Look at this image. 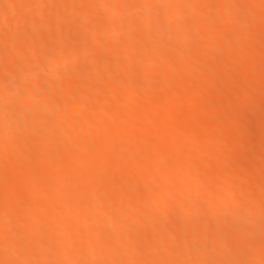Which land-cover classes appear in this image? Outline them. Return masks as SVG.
Masks as SVG:
<instances>
[{
    "label": "bare ground",
    "instance_id": "6f19581e",
    "mask_svg": "<svg viewBox=\"0 0 264 264\" xmlns=\"http://www.w3.org/2000/svg\"><path fill=\"white\" fill-rule=\"evenodd\" d=\"M53 1L54 0H52V2ZM204 1L205 0H144L142 2L141 0H55L52 4L51 0H0V204H3L0 206V231H3L1 233L2 237L0 234V264H21L19 260H24V263L25 261H27L26 264H45V261L50 257L55 259V261L57 260L55 264H78V262H80L79 264H134L136 262L138 263V261L140 260L141 262H144V260H146H142L144 256H147L149 258L146 260L147 263L143 264H156L155 261H158V263L163 262V264H165L168 261L171 262V259L175 260V262L177 261L176 264H197L200 262L193 263L192 261L194 260L192 259L191 261L189 259L193 256L189 257L188 255L189 250L191 252L189 244L193 241L197 243H194L193 245L191 243L192 246H196L195 248L191 247L195 250L192 252H194L196 256L194 254L193 255L195 257L201 256V259L203 258V263L201 261L202 264H205L206 262L209 263V258L207 256L210 253V258L213 257L212 264H223L221 263V259L224 256L230 259V261L227 259V262H231L230 264H264V220L257 216L260 211L259 208L264 207V153H262V155L260 152L256 154V151L262 150L261 148H257V150L254 151L256 155H251L253 159L255 157H257L258 160L260 159V161H258L257 158H255V160L258 161L257 163L255 161L253 162L252 159L247 161L249 156H247L246 154L247 151L243 149L244 147H247V145H250L249 143L252 137L248 138L246 136H248L249 133L250 135H252L251 132L254 133L253 137L256 138L255 143L251 141V145L255 144L256 147L262 146V148H264V117L262 122L260 123L259 121L261 120V118L258 120L259 117L256 115L257 112L255 113V110L254 112H251L255 113L253 115L250 113V111L248 112L250 113L248 115L246 113L245 115L244 112H241L243 110L245 111L246 109L248 111V109L251 108V105L247 99L251 100L248 97L251 92L255 91L254 89H257L255 87L264 86V75L263 77L261 76L262 78L259 77L262 73L261 72L259 76H257L260 79L256 78L253 79V81L252 77L250 78V80L253 81L252 83L251 81H249L248 84L247 82L246 84L243 83L247 85L248 88L249 84L251 83L248 91L239 90L241 93H248L251 91L250 93L246 94L247 97H245L246 95H244V93L240 94V96L238 95V93V96L236 95V97L235 95H233L235 99H231L230 96L222 97H225V99L227 97V100H232L230 101V104L233 107L231 109H234L235 112L233 110L230 111V108L228 107L230 106V104L227 100L226 102L229 105L225 106V109L228 107L227 110H229L230 112L233 111L231 117H228L226 111L222 113L220 111L221 115H224V113L226 114V116L224 115L223 118H231L229 121V125L233 126L237 123L240 126V129L245 124V122L247 123V121H249L248 123H250L254 118L258 121L257 123L260 124L257 125L256 123V127H249L250 125L246 127L244 125L243 131L241 130L243 134H241V131L237 130L238 128H235L239 133L237 132L238 135L236 134L234 136L235 140L233 142L232 148L234 149L233 152L237 150V153L233 157H236L238 161V158L246 156V158L248 157L247 159L245 158L246 161H251V165H249L248 163V169L245 167L247 166L246 163L244 165L242 161H239V163L242 164L243 170H248V174L244 173L245 175H248V179L243 174L242 175L245 177V180H251L250 184L242 185L241 183L243 181L246 183L244 179L243 181L242 179H240L241 182H239L238 179L239 177L243 178L242 176L238 175L240 174V172H242L240 171L242 170V168L239 170L240 172L237 171V169L240 167L234 168L236 169L235 171L233 170L234 165H231L233 162L230 164L227 159H224L223 155H226L224 153L227 152L226 147L225 149L223 148L220 151V148H218L220 147V145L218 146L217 144V147H215L218 148V150L214 151L212 149V147L214 148V146L211 145V141L220 138V134L223 137L222 132H225V129L227 128L225 126L228 125L226 123L228 121V118L226 122H223L224 119L222 121L220 119V122H222L223 124H227H224L225 126L221 124L223 127H225L224 130L223 128H221V126H219L220 122L218 123L219 125L217 124V126H215L216 124L214 122V127L212 124L210 126L207 125L209 122L212 123L211 121H213L208 118V122L205 120L204 122H202V125L198 120L200 119V121H203L201 120V118H198L196 116L198 118V121L192 119L195 113H197L200 108H202L201 111H205L204 114L207 113L206 110H204L205 108L203 106L201 107V104L203 103L202 100H204V98L206 100L209 99L206 98V96H211L212 98L214 94L210 95L211 91H216L218 92L217 94L221 93L220 91L216 90H219V88L217 87L219 84L223 86V83L230 81L231 77L232 81V79L235 78L234 75L236 74V71L238 72L237 76L241 75L237 66H239L240 64L241 67L243 65V60L247 62V65L246 67L242 66L241 68L244 67V71L253 76L258 75L261 70H264V58L249 56V54L244 51V49L247 50L248 48L253 51V53L262 52L264 54V30H262V28L260 30L261 23L259 24V20L255 21L257 18L256 15L259 16L264 14V0H250L251 2L247 0V2H249V6L247 7L246 5L243 6V4L246 3L244 1L246 0H216V2H218L217 4H219L220 2L223 4V2L226 1L228 4L230 2L236 3V1H238V3L240 4L241 2L240 6L242 7V9H245V14L241 13L242 11H244L241 9V7H238L240 8L238 9L235 8V6L233 7L235 9H233L232 7L229 8L230 5H227L226 3L224 5L225 7H222L221 5L216 6L217 4L215 5L214 2L215 0H208V2L206 0V3ZM209 1L210 5H213L214 7H212V11L207 10V12L205 11V14H203L204 11L203 13L201 11L203 15L200 13L196 16L193 15L192 18H189V13L185 10L188 5L195 6L199 4L206 6L207 3L209 5ZM160 2H163L165 4L168 3V7L167 5H165L167 7V10H165L166 7L162 8L165 12H162V6L159 5ZM27 3L28 6L31 5V11L30 9H27L29 8L28 6H26L27 8L24 6ZM156 4L157 6H159L156 7ZM185 4H187L186 7H184ZM127 6H129V8ZM181 7L184 8L185 14L188 13L186 14V16L188 15V18L184 13V17H182V12L177 13L179 9L181 11ZM157 8L160 9L161 12L158 11ZM247 8H249V13L248 11H246ZM104 9L110 10L109 12L107 10L106 13ZM236 9L242 10L240 12L241 14ZM97 10L104 15L103 16L102 14H100V16L103 18L99 16L96 17V19L99 18L98 20L95 19V15L97 14V12L94 13ZM76 12H78V15H76ZM249 15L255 16L251 18V16ZM13 16L14 19L12 18ZM91 16L94 17L92 18ZM219 18H222V20H220ZM217 19L220 21H218L219 27H215V22H217ZM151 22L155 23H152V28H155L153 30L147 31V28L149 27ZM156 22L158 24H156ZM239 22L240 25H238ZM151 26L149 28H151ZM186 26H189V31L187 32V34L183 32L185 31L183 29H185ZM179 27H183V29H179ZM190 27L195 30L194 33L197 34V36L195 34L193 35H195L194 38L197 37L196 39H199L200 36H202V38H212L210 40H218L220 39L219 35L222 36L223 33V39L226 40V42L224 41L226 45H223V49H221L222 47L218 46L217 48L216 46L214 47L213 43L211 47H201V50H198L197 48L198 51L196 49V51L192 50L194 52L191 57L190 52L192 53V51L189 52V49L192 48V46L190 45L192 43L190 42L194 38H191L192 35L188 34L192 29ZM194 27H198V29H195ZM176 28L177 30H175V32H178L180 30L178 33H176L179 36V40L177 41L172 40V37L176 35L175 32L173 34L172 29ZM218 28L223 29V31H220V29L218 31ZM229 30H234V33H239L242 37L244 36V38H246V40L243 39L244 43L242 42L241 44V41L238 40L239 37L236 38L232 31L231 34H227L228 32H230ZM121 32H124L125 34V37H123L124 42L120 38L116 40V44H121L120 41H122L123 45L119 46V44H117L116 46L114 45V40L116 38L122 37L123 33L120 34ZM118 33L120 35L119 37L117 35ZM242 37H240L239 39H242ZM190 38L192 40H190ZM140 41H143V43H140ZM145 41L149 43L147 46H149L148 48L151 49L149 50L146 47V50L152 53L156 52L159 55H157L156 53L149 55V52L147 51L146 54L148 55L146 57L145 54V58H141L140 56V59H138L137 57L135 58L138 59L137 61L133 59L134 57L129 58L128 56L130 55V52H136L137 49L141 50L142 48L140 47L143 46ZM237 41L240 43L238 44ZM240 44L243 52L235 53V50L239 48ZM42 45H47L48 47L45 46L43 47L44 49L40 48V46L42 47ZM135 49L136 51H134ZM186 50L187 52H189V54H187L191 57L189 58V60H186V58L184 57L185 55H181V57H184L183 59L181 57H176L179 56L176 54V52L179 51L178 54H180V51L183 52ZM91 52L99 53L102 58H96V56L98 55H95V58H89V56H91ZM174 54H176V56ZM173 55L176 58L175 60L173 59L174 57L172 58L173 63L170 62L172 65H169V68L167 67V69L163 71L160 76H158L159 78L153 77L160 66L166 63V59L171 58V56ZM188 55L187 57H189ZM127 57L130 61L131 59L132 61L135 60V63L129 61L130 63H133V65H135L132 69L131 67L128 68L131 69L128 70L129 72L131 71L130 74L127 71V67L126 70L125 68H123V66H128V63L126 64L125 62ZM64 62L69 64V69H66V67L64 69ZM187 62H189L193 67H191V65L187 67ZM130 63L129 66H132V64ZM210 65H212L215 70L212 69V66ZM196 66L203 68L205 66H210L209 69L214 70V72H211L212 70H210V72L206 73L209 70L207 68L208 70L204 72L206 74L205 75L203 73L204 70L201 71V68L200 71L203 74L198 70V72L202 74L201 75L195 72L197 71ZM61 68L64 70H61ZM191 68H194L196 70L194 71ZM258 70L260 71L258 73L256 72L255 75L254 72ZM241 73L242 75L247 74H243L244 72ZM126 77H129L128 80ZM124 78H126L127 82L124 81ZM193 78H195V82L193 81ZM170 81H172V85ZM121 84L124 85L125 89H128L129 94L125 93L127 91L126 90L122 92L124 94L120 93L121 95H119L120 91L118 90H120L119 87ZM237 84L235 88L239 86H237ZM168 85L170 87H173L172 90L174 88L176 90V92L173 93V91L175 90L170 91L171 88L169 87V91L173 94L168 96V93L166 92V96V94L164 93L165 97H163V99L167 100L169 104H172V102L170 101H178V99H181L184 96V93H187V91L190 92V88L196 89V93L193 91L194 89L191 90L193 91L192 93H195V95L190 96L187 93V96L189 97H184V102L182 99L181 101L179 100V102H181V105H185V109H183L182 107V109L178 108L180 109L179 111L176 109L178 113L183 110L181 115L184 118L194 120L192 123L189 122L192 124L190 125V129L193 130V132L198 130L202 131V128H206V126L209 127V130L211 126L214 127L211 132L204 129L206 130L207 134L209 132L210 133L208 134L209 138L207 137L208 140L202 142L203 139H198L199 143L201 141L202 146H200L199 144H194V139H192V136L191 140L193 142H188L186 144L185 142L187 140L184 139V136V146L187 145V149L189 148L188 146L193 143L191 145L192 147L190 146L191 149H189V152H182L181 150H184L185 147H183L184 149H181L182 147L179 145L180 142L178 143L176 139L173 138L175 134L174 131L176 130L175 126L177 125H175L176 123H173L174 121L172 122V115L175 116L176 114L174 115V111L170 109V106L168 108L167 105L165 106V102L163 104L160 103L167 107V109L165 108V112H162V114L160 115L155 107L153 108L148 104L149 102H153L150 98L152 94L155 93V88L157 89L156 86L168 87ZM124 87L122 89H124ZM241 88L238 87L237 89ZM235 91L237 92L238 90ZM135 92L142 93L145 98L147 97L150 100L149 101L147 99V101H149L148 103H146L147 105L144 102L143 104L145 105H143L142 102L139 103L141 104V106L143 105V108L139 109L137 112L135 110V107L134 109L133 106H130L135 105V103L138 101L135 97V95H137ZM223 94L224 93H221V96ZM233 94L236 93L234 92ZM139 95L140 94H138L137 96ZM155 97H157V95H155ZM159 97H162V95H158V98ZM66 98H69L68 102L65 101ZM139 98L145 101L144 98ZM214 98L217 99V97ZM152 99L154 100L156 98ZM206 100L204 101L205 103ZM39 101H42V103H40ZM262 101L263 103L260 101V104L258 103L259 101H256L255 103H258L259 106H264V99ZM210 102L211 101L207 103ZM222 102H224V100H222ZM212 103H210L211 106L215 105V102ZM221 103H219V105H221ZM252 103L251 104L253 106V109H256V111L262 108L260 107L258 109L256 108V106L258 105L254 104L253 101ZM139 104L138 106H140ZM150 104L154 105V103ZM128 106H130L131 109H134L136 113L130 114L129 111V113L125 111L126 109L123 110L125 107L128 108ZM215 107H217V105ZM171 108L174 109V107ZM153 109L157 111H154ZM161 109L162 108L159 109L160 112L162 111ZM123 111L126 112L125 114L127 115L123 116ZM203 112L200 113L203 115ZM209 112L211 111H208V113ZM217 112L214 114L211 113V115L217 116L218 114H220H217ZM262 112H264V110ZM51 114L52 117L54 116L53 118L50 117ZM257 114L261 115L262 113ZM74 116L79 117V122L81 121V124H79L78 122L77 126L74 125V128H70L73 129L71 132H65L63 135H61L63 133L61 132L59 136H56L57 133L54 135L46 133L48 129L47 127L45 128V126L51 123V119V124H53L51 126H54L65 123L68 118ZM203 116L205 117V115ZM216 116H214V120H217L218 122L220 115H218L217 118ZM121 117L126 118H122L120 120L122 125H119L118 123H116L117 120L115 121V119H120ZM151 120H154L152 124ZM161 120H166L167 124L169 123V128L173 130L171 131L170 138L165 134V136L169 138L167 139L165 149H160L161 145L157 147V145H155L156 142L151 143V147L149 146L151 149L148 151V153H146L147 155H144V152V157L143 155H141V153L139 154L141 150L137 148L139 146L137 144L136 148L139 150L137 152V156L134 157L132 153V156L134 158L131 157L132 151L130 150H132V147L134 146L136 141L138 143V139L140 137L144 136L145 138L149 139V141L157 139L161 140L164 137V133L163 137H160V135H155L156 133L153 134L154 130L152 126L156 121L159 122ZM240 121L245 122L243 124ZM139 122H141V127H143V123L147 125L146 128L143 127L141 129L142 131L140 130L141 132L135 131L133 127L138 126L137 123ZM183 122L184 120L181 123ZM186 122L187 123L185 124V126H188V120ZM113 123H116L117 126L119 125V127H121L117 129L114 128L115 131L113 132L111 129L112 133H110V129L108 128H111V124ZM135 123L136 125H134ZM161 124L165 125L166 123L161 122ZM179 124L177 127L180 126ZM217 128H221L223 131L219 132ZM45 129H47L46 132ZM183 130L181 132H184ZM178 131H180V128ZM227 131L231 133V130ZM173 132L174 134H172ZM188 132L189 130H187V133ZM159 133H161V131ZM199 133L202 135L203 132H198L196 134L198 135ZM179 135L180 134H178L177 136ZM190 135H192V132ZM231 135L233 136L232 133ZM225 136H228L227 133ZM188 137L190 136L188 135ZM202 137L204 139L206 138L204 134L202 135ZM230 138L233 140L231 136ZM245 139L246 141L249 140V143L245 142V144L247 143V145L244 146ZM25 140L29 141H27L28 144L26 146L21 144ZM96 140H101L99 143V147L106 153V155H104V158H101L96 154V152H98V150L96 149L98 147L95 145ZM177 140L180 141L181 139ZM82 141L84 145L73 147L74 145ZM218 141L219 139H217V142ZM113 142H118L117 145H119L117 147H114L112 145L116 146V144H113ZM143 142H147V140ZM223 142H226V140L221 142L222 145L225 144ZM241 143L243 144L241 145ZM160 144L162 143L160 142ZM177 144L179 146H177ZM212 144L215 143L212 142ZM227 144L230 145V142H226V145ZM146 145H148V143ZM163 145L165 144L163 143ZM181 145H183V143H181ZM239 145L242 146V149H240ZM255 146H251V150L248 149L250 148V146L246 148L249 151L248 155L250 151L253 152V149L256 148ZM146 147L144 149L147 151ZM176 148L181 149L179 150L181 151V154L178 152L176 156H171V154L173 155L177 153H174ZM228 148L232 149L231 147ZM211 150L214 151V153L216 151L222 152L221 154H218V152V155L216 154L218 156L216 157L219 158L218 161L216 160V157H214L217 164L218 162L220 164V166L216 165V167H219L220 171L224 169L225 175L226 173H228V171H226L224 167V164H226L225 162H227L226 166L232 168H227L229 169V171H231V173H228L230 174L228 179L225 177L227 186L225 185L226 183L222 182V185L224 184L222 188H220L219 186L221 185V181H223L221 177H224L220 174L221 172L223 174L224 170L220 172L218 169V171L220 172L218 173L220 180L216 181L214 185L216 186L218 184L217 187H219L220 189L218 190V188H215L217 189V192H220V190L222 192L223 187H227V191L225 190L221 194L218 192L219 196L215 195L217 198L212 196L207 198L210 202V208L208 212L211 215H209L208 212L207 214L210 216V219H216H214V221H211L210 219L209 221L203 219L202 221V219H199L202 216L198 215L200 213L198 212V208L200 206L199 202L202 194L205 195V191L203 193V190L201 189H204L206 184H209L211 180L213 181L214 178H218V176H214L212 177L213 179H211V177H209L210 175H207L206 169H202L203 166L198 167L196 163H200V160L202 159V161L205 160L203 163L208 164V167L211 163H214L213 159L212 162L210 161V158L214 156L211 155L213 154L211 153ZM47 151L49 152L50 156L48 159H46V157H43V153ZM200 151L202 153L204 152V155H206V153H209L212 157L204 158L205 156L202 155L197 156L199 153H201ZM167 152L170 153V155H168ZM183 153L186 156L188 155V157H185ZM193 154H197V160L193 158ZM230 154L232 155L233 153ZM230 154L227 153V157ZM259 154L260 156H258ZM189 157L195 160L192 161L190 158L189 162L192 161L191 164L186 161V159H188ZM198 157H202V159L200 158V160H198ZM149 158L150 160H152L151 158H156L158 167L157 163L154 160L153 161L156 165L154 163L152 165H155L158 170L163 169L165 164L169 166V162H174V164L180 166L175 167L179 171H183V168L181 166H183L184 168H186L189 164L190 166H188L184 170V172L181 171V173H179L180 175L175 174V172L172 173V171L169 170L170 173H172L171 175H167L165 173L167 176H163L165 175L163 174L161 177V175L158 176L156 175V172H154L153 174H155V177H153L152 174L142 173L144 168L140 170V167L143 165L139 166L138 169V172L139 170L142 172L137 173V168L135 169V166H137L136 164H139L141 162L143 164V162H147V159L149 160ZM208 159L209 162L206 161ZM231 159L230 160L234 161V163L237 162L236 160H234V158L231 157ZM223 160H226L224 164L221 163V161ZM85 162H90V165L86 163L88 165V168H85ZM104 163H109L110 166H105L106 168L103 166L101 167V165H103ZM51 164L55 165L53 166L54 168L51 166ZM214 164L209 169H211ZM221 164H223V168L221 167ZM194 166L195 169L197 167L201 168V173L204 174L206 172L205 176H207V178L205 179L207 180L209 178V183H206L205 179H201L200 181V178L203 176L198 177L199 175H196L201 183H203L202 181H204L205 185H200L197 177H195V179L193 178L195 176ZM169 167L171 168V165ZM117 169H119V171H117ZM120 169L123 171L121 173V176H119V172H121ZM148 170L149 169L146 170L145 168L146 172ZM197 170V173L199 174L200 171L199 169H196V171ZM203 170L205 171L203 172ZM162 171L163 170H161V172ZM159 172L160 171H158V173ZM215 172L214 174L217 175V171ZM74 173L77 174H75L74 176ZM72 174L74 177H77L75 178V180H71L70 177L72 176ZM143 177H148V185L145 184V180L147 178ZM141 178H143L144 180V185L142 186H148L146 190H144V188H138L140 184L138 185L137 183H140L139 180ZM191 179L196 180V182L194 181L195 183L191 184ZM185 181L190 183V185L192 186L186 184ZM72 182L74 185H77V187H79L78 183L81 184L82 187L75 190L77 187L73 189L74 186L72 188ZM153 182H156L157 186L154 185ZM213 182H215V180ZM247 183H249V181ZM211 185H213V183ZM178 186L181 187V192L179 193H182L183 197L186 196V199H192V201L187 200V203V201L183 198V201L185 200L186 202V208L183 204L182 206L184 208H182L183 210L186 209V212H183L180 206V209H177L179 205L178 203H172L173 207L176 206L174 207V209L176 208V210H179V213L177 214L179 217L180 213H182L180 219L174 218L176 223L179 221L178 226L176 225L175 227L173 225L172 227H170L172 224H175L172 223L170 224V226L168 225V227L165 226L166 228L171 229L167 230L165 227L163 228V225H159L161 227V230L159 229L160 227H158L156 228V231L153 232L155 233L154 235L152 233L150 234V238L149 235L148 238L147 236L145 238L146 243L149 241V246L147 245V247L145 248H143L144 246H142L143 249H140V245L138 246V240L136 236H138L137 234L139 233L141 227L137 225L135 227L134 223L138 221L142 224L143 222L142 225L144 229L146 227H148L149 229V226H152L150 228H155L156 226L154 225H157L159 224V222L163 221L159 219V214L163 211L165 212L168 207L171 206V204H169L168 202L169 200H171V198L167 200V193H169V191H172L173 188L179 190L180 187ZM86 187L88 189H91L87 190ZM212 189L214 190V187ZM215 190L211 192L210 195H213L212 193L216 194ZM257 190V194L251 195L253 194L251 193L252 191L256 192ZM231 192L239 193L236 195L237 197L233 199L232 197H229V193ZM70 193H72V198H69L67 202L64 199H60L62 198V196L68 199V196H65ZM64 194L66 195L64 196ZM117 195H119V197ZM144 195L148 198H151V201H153L151 202L149 199L150 203H152L151 205L147 201L148 203L143 202V205L145 203L147 204L145 206L142 205V210L140 209V211L135 212L137 209L139 210V208H135V211H132V213H135H133V215L132 213H130L132 216H130L132 219L129 217L130 221H127L126 219L125 221L124 217L122 216L118 218L124 212L125 213L123 216L127 218V215H129L127 214L128 207L135 205L134 203H131L135 202V200L131 201L130 197L136 196L133 199H137L136 202H140L141 200H143L140 198H143ZM210 195L208 194V196ZM205 196L207 197V195ZM59 199L60 201H65V205H62L63 207L59 204L62 208L60 206L57 207L58 204L56 203L59 201ZM179 200L181 201V203H183L181 198ZM238 202L241 203V208H246L247 213L250 210L249 212L252 214H248L246 216L244 215L246 212L244 214L238 213ZM243 203L250 204L253 210H251L250 205L247 204L249 206L247 208V206L245 205V207ZM141 204L142 202L140 204L138 203V206H141ZM148 205L150 206L146 208V206ZM56 207L60 209H57ZM173 207H171L170 209H173ZM233 207L237 209L236 211L238 214L235 212L237 216L235 214L234 216L229 215V212ZM131 208H133L132 210H134V207ZM234 208L232 210L235 211ZM55 209L57 211L59 210V218L61 217L62 219L68 216L69 218L74 217V220L71 219L72 221H69V219H67V221L64 222L62 220L61 224L57 223V225L59 226L53 225L56 227H54V231H49V228H46V225L48 227V225L52 223H47L49 221H47V218L51 217L49 213L52 214L53 210L57 213ZM111 209L119 210L120 215L115 218V220H118L114 221L113 219H110L108 222H105V220L102 219L104 222L103 224L99 222V219H94V215H97V213H102L105 211L109 212V210ZM257 209L259 211H256ZM129 210L131 211V209ZM169 211L170 210L168 209L167 212ZM253 211H256L257 213L253 214ZM197 212V215L199 217L196 216ZM52 215L58 216L57 214ZM177 215H175V217ZM193 215L198 217L196 219H198L199 222L194 218ZM212 215H216V217H213ZM252 215H256L257 219H262L258 221L259 223H263H260L262 225L261 228H259L260 226H258L259 223L257 222V219H255L256 217L254 218V216ZM25 216L27 218H25ZM28 216L32 217L30 221L28 219ZM92 216L93 218H91ZM248 216H252L254 219L251 217L250 220L248 219ZM25 220H28L29 222H26ZM95 220H98L99 223H97V221ZM174 220L171 222H174ZM248 221L252 223H250V226H248ZM193 222L196 223V229L197 224L199 223V231L196 230L197 232H195L194 230L190 229L191 226L194 225L192 224ZM207 222L213 223V228H209L211 231L208 229L211 224L209 225ZM245 222H248V227H245ZM189 225L190 228L188 227ZM243 225L244 228H247L245 229L246 231L244 230ZM51 226L52 225H50V227ZM138 227L140 229L137 231ZM218 227L223 229L219 230L221 234L220 236L219 234H217ZM162 228L165 230H163ZM188 229L190 230V232L188 231ZM106 230L114 232L117 239L125 241L127 243V245H125L126 247L124 246V248L122 246V248L115 245V247L120 248L115 250V247L113 246L114 250H111L112 245L114 244L113 240L109 241V238H107L108 241L103 242V239L105 238H103L102 235ZM215 231H217V233H215ZM187 232L190 233V235H188ZM184 233H187V238L184 237ZM179 234L180 238L182 234L184 235H182L184 239H181L182 242L184 240V243H179L180 245H178L177 243ZM259 234L263 236L262 239H258L257 235ZM215 235L218 236L216 237ZM260 235L259 237H261ZM174 236L178 238H175ZM212 237L214 242L211 241ZM215 237L216 239H214ZM215 240L217 241V243ZM260 240L261 244L259 245ZM77 241L81 242L82 245L80 244V247H82L80 249L77 248L78 250L76 249V251L75 249H73L72 251L73 245ZM209 241H211V245L209 244L210 248L212 249L211 246L215 248L213 249V251L215 250L214 252H211V249H209V246H207L208 243H210ZM214 243H216L217 246L216 244L214 245ZM39 245H42L44 248L42 247L43 249H41ZM226 246L230 247V252L234 253L233 255L231 253L232 257L230 256V252H228L229 248L226 249ZM225 251L229 254L228 256L227 254L223 253ZM221 252L223 257H220ZM175 255L180 257V259L171 258V256ZM36 259L37 261H35ZM88 259L90 261L92 259V261L89 262ZM150 259L153 260V262ZM148 260L151 263H148ZM211 260L212 259H210V261ZM223 261H225V259H223ZM175 262L172 261V263ZM209 264H211V262Z\"/></svg>",
    "mask_w": 264,
    "mask_h": 264
},
{
    "label": "rangeland",
    "instance_id": "374dc122",
    "mask_svg": "<svg viewBox=\"0 0 264 264\" xmlns=\"http://www.w3.org/2000/svg\"><path fill=\"white\" fill-rule=\"evenodd\" d=\"M54 1H55V0H54ZM54 1H53V2H54ZM141 1L143 2L144 0H141ZM205 1H206V0H205ZM205 1H204V2H205ZM217 1H219V0H217ZM220 1H222V0H220ZM224 1H225V0H224ZM249 1H250V0H249ZM251 1H253V0H251ZM251 1H250V2H251ZM51 2H52V0H51ZM53 2H52V4H53ZM164 2H166V1H164ZM207 2H208V0H207ZM214 2H215V5L218 3V2H216V0H215ZM244 2H246V3L243 4V6H245V5H246V7L249 6V2H247V0L244 1ZM205 3H206V2H205ZM205 3H204V5H205ZM225 3H226L227 5H230L229 8H231V7L233 8V7H235V6H236L235 8L241 7V6H240V5H241V2H240V4H239L238 1H236L237 5H236L235 2H230V3L228 4L227 1H226V2H223V4L220 2V3L217 4L216 6H220V5H221V6L223 7V6L225 5ZM247 3H248V4H247ZM212 4H213V1H212ZM159 5L162 6V7H161L162 12H165V11H163L164 9H162V8H163V7L165 8V7H166L165 5H167V7H168V3L165 4V3H163V2H160ZM159 5H158V6H159ZM207 5H208V3H207ZM207 5H206V6L199 5V4H198V5H195V6H189V5H188V7H187L185 10L189 13V18H192L193 15L196 16L197 14H200L201 11H202V13H203V11H204L203 14H205V13L207 12V10H211V11L213 10V9H212L213 5H210V1H209V5H208V7H207ZM227 5H226V6H227ZM24 6H25V7L28 6V3L25 4ZM30 6H31V5H30ZM30 6H28L29 8H27V7H26V8H27V9H30ZM158 6H157V4H156V7H158ZM186 6H187V4L184 5V7H186ZM209 6H210V7H209ZM127 7L129 8V6H127ZM167 7H166L165 10H167ZM205 7H206L207 9H206ZM224 7H225V6H224ZM227 7H228V6H227ZM128 8H127V9H128ZM181 8H182V7H181ZM213 8H214V7H213ZM235 8H233V9H235ZM243 8H244V7H243ZM157 9H158V8H157ZM157 9H156V10H157ZM238 9H240V8H238ZM238 9H236V10L239 11V13H240L242 10H244V11H242L241 13L245 14V9H242V7H241L242 10H238ZM104 10H105L106 13H107V10H108V12H109L110 9H107V10L104 9ZM104 10H103V11H104ZM182 10H183V11H182ZM28 11H29V10H28ZM30 11H31V9H30ZM158 11H160V9H158ZM205 11H206V12H205ZM211 11H209V12H211ZM246 11H248V13H249V8H247ZM96 12H97V14L95 15V19H96V17H98V16L101 17L100 14H102L100 11H99V12H100V13H99L98 10L95 11L94 13H96ZM160 12H161V11H160ZM181 12H182V14L184 13V8H182L181 11H180V9H179L177 13H181ZM188 13H186V14H188ZM192 13H193V14H192ZM202 13H201V14H202ZM241 13H240V14H241ZM184 14H185V13H184ZM184 14H183V16H182V15H181V16L184 17ZM186 14H185V16H186ZM203 14H202V15H203ZM246 14H247V13H246ZM76 15H78V12H76ZM93 15H94V14H93ZM102 15H103V14H102ZM103 16H104V15H103ZM187 16H188V15H187ZM187 16H186V17H187ZM249 16H251V15H249ZM253 16H255V15H252L251 18H253ZM91 17L93 18L94 16H91ZM256 17H257V18H256ZM256 17H254V18H256V20H255V19H254V20H255V21H258V20H259V24H260V23L262 24V25L260 24L261 27L259 26V27H260V30H261V28H262V30H264V29H263V28H264V14H263V15H259V16L256 15ZM12 18L14 19V16H13ZM101 18H103V17H101ZM101 18H100V19H101ZM187 18H188V17H187ZM15 19H16V18H15ZM98 19H99V18H98ZM98 19H96V20H98ZM219 19H220V18H219ZM220 20H222V18H221ZM252 20H253V19H252ZM218 21H219V20L217 19V22H215V23H216V24H215V27H216V26L219 27V23H218ZM154 22H155V21H154ZM157 22H158V21H157ZM157 22H156V24H158ZM219 22H220V21H219ZM152 23H153V22H151L150 25L148 24L149 27L152 25L151 28L153 27V24H155V23H153V24H152ZM148 25H147V26H148ZM238 25H240V22L238 23ZM155 26H156V25H155ZM194 26H195V25H194ZM149 27L147 28V31H148V30H149V31H150V30H153V29L155 28V27H154V28L151 29V28H149ZM186 27H187V31H186ZM186 27H185V29H183V27H182V28L179 27V29L181 28V29L185 30L186 32H185V31H183V32L187 34V32L189 31V29H188L189 26H186ZM190 28H192V27H190ZM194 28H195V27H194ZM195 29H198V27H196ZM214 29H215V28H214ZM216 29H217V28H216ZM219 29H220V28H218V31H219ZM172 30H173L172 32H173V34H174V32H175V30H177V28H176V29H172ZM179 31H180V30H179ZM179 31H178V32H179ZM197 31H198V30H197ZM197 31H196V32H197ZM214 31H215V30H214ZM218 31H217V32H218ZM220 31H223V29H220ZM229 31H230V32L226 31V32H228L227 34H229V33L231 34V33L233 32V34H234V36H235L236 38H238V37H239V38L242 37L239 33H236V32H235L236 35H238V36H236L235 33H234V30H229ZM231 31H232V32H231ZM178 32H175V34L178 33ZM194 32H195V30L192 28V29L190 30V32L188 33L189 35H192V36H193V37L191 36V38H194L195 35L197 36V34H195ZM122 33H123V34H122ZM191 33H192V34H191ZM218 33H219V32H218ZM120 34H122V37H119L120 35H119V33H118L117 35H118L119 38H116V39L114 40V41H115V42H114V45H116V46H117V44H119V46H120V45H123V44H122V43L124 42L123 37H125V36H124L125 34H124V32H121ZM193 34H195V35H193ZM219 34H220V33H219ZM219 34H218V35H219ZM175 36H178V35L176 34ZM175 36H174V37H175ZM174 37H172V40H176V41L179 40V39H178L179 36H178V37H175V38H174ZM198 37H199V36H198ZM221 37H222V38H221ZM120 38L123 40V42L120 41L121 44H120V43H117V44H116V40H117V39H120ZM191 38H190V40H192ZM196 38H197V37H196ZM196 38H194V39L190 42V43H192V44H190V45L192 46V48L189 49V52L192 51V50L196 51L197 48H198V50H199V49L201 50V49H202L201 47L204 48L205 46H206V47H211V46H212V43H213L214 47H215V46H216V48H217V46H218V47H222L221 49H223V45H226V44H225L226 40L223 39V33H222V36L219 35V38H220L221 40H220V39H218V40H217V39H216V40H214V39H213V40H210V39H212V38L207 39V38H202V36H200L199 39H196ZM239 38H238V40L241 41V44H242V42L244 43V40H246V38H244V36L242 37V39H239ZM124 39H125V38H124ZM243 39H244V40H243ZM236 40H237V39H236ZM224 41H225V42H224ZM237 42H238V41H237ZM140 43H143V41H140ZM156 43H157V42H156ZM239 43H240V42H238V44H239ZM148 44H149V43H147V42L145 41L142 47L139 46L140 48H142L141 50L137 49V51H136V49H135L134 51H136V52H133V51L130 52V55H129L128 57H129V58H130V57H131V58L134 57L133 59H135V58L138 57V59H140V56H141V58H145L144 55H145V54L147 53V51H148V50H146V47H147V49L151 50L150 48H148V47H149V46H147ZM203 44H204V46H203ZM206 44H207V45H206ZM208 44H209V45H208ZM241 44L239 45V48H238L237 50H235V53H236V52H237V53H238V52H243V49H242V47H241ZM144 45H145V46H144ZM45 46H47V45H44V46L42 45V47L40 46V48H43V47H45ZM47 47H48V46H47ZM224 47H225V46H224ZM240 47H241V48H240ZM43 49H44V48H43ZM45 49H46V48H45ZM195 49H196V50H195ZM218 49H219V48H218ZM240 49H241V50H240ZM198 50H197V51H198ZM238 50H240V51H238ZM194 51H192V53L190 52V56H191V57H192V54H193ZM244 51H245L247 54H249V56H252V57H253V56H257V57H260V58H264V54H263L262 52H260V53H259V52H257V53L255 52V53H253V51H251V50L248 49V48H247V50L244 49ZM115 52H116V50H115ZM148 52H149V53H148L149 55H151V54H153V53H156V52H153V53H152V52H150V51H148ZM189 52H187V50H186V51H183V52L180 51V54H178V53H179V51H178V52H176V54L179 55V56H176V54H174V55H175L177 58L181 57V55H185L184 57L186 58V60H189V58H191V57L188 55ZM187 53H188V54H187ZM148 54H146V57H147ZM156 54H157V53H156ZM156 54H154V55H156ZM253 54H254V55H253ZM90 55H91V56H89V58H91V57H92V58H93V57L95 58V55H98V56H99V57L96 56V58H102V56H100L99 53H97V52H91ZM92 55H93V56H92ZM101 55H102V54H101ZM157 55H159V54H157ZM174 55L171 56V58L166 59V61H165L166 63L163 64L162 66H160V68L155 72V75H154L153 77H158V76H160V75L163 73V71H165V70L167 69V67H168L169 65H172L171 63H173V59L175 60V58H176ZM187 55H188L189 57H187ZM128 57L126 58V61H125V62H126V64L128 63V66H129V63L132 61V59H131V61H130ZM173 57H174V58H173ZM184 57L182 56L181 58L183 59ZM86 58H87V57H86ZM172 58H173V59H172ZM87 59H88V58H87ZM127 59H128V61H127ZM138 59H135V60L137 61ZM135 60L132 61V62L135 63ZM129 61H130V62H129ZM168 61H169V62H168ZM243 61H244V60H243ZM243 61H242L243 65H242V63H241V65L246 67L247 62H246V61L243 62ZM170 62H171V63H170ZM133 63H130V64H132V66H129V67H128V66L126 65V66H123V68H125V70H126V67H127V71H128V70H131V69L135 66V65H133ZM239 63H240V62H239ZM239 63H238V64H239ZM167 64H168V65H167ZM188 64H189V65H188ZM238 64H237V65H238ZM244 64H245V65H244ZM61 65H62V64H61ZM68 65H69L68 63H65V62H64V63H63L64 69H65V67H66V69H69V66H68ZM124 65H125V64H124ZM190 65H191V64H190L189 62H187V67H189ZM63 66H62V67H63ZM210 66H212V65H210ZM210 66H209V67H210ZM242 66H241V67H242ZM120 67H121V66H120ZM120 67H119V68H120ZM130 67H131V69H128V68H130ZM191 67H193V66L191 65ZM196 67H197V66H196ZM205 67H206V68H205ZM205 67H204V68H203V67H197V71H195L196 69H194L195 66H194L193 69H192V68H191V69L194 70L195 72L201 74V73H202L201 71L204 70V71H203V73H204V72H206V71L209 69V67H207V66H205ZM241 67H240V64H239V66H237V68L239 69V72H240L241 75L237 76V75H238V72L236 71V74L234 75L235 78H233L232 81H231V78H232V77H231V78H230V81H227V82L223 83V86H222L221 84H219V85L217 86V87L219 88V90L215 88L217 91H220L221 93H224L222 96H221V93L217 94L218 92H216V91H211L210 95H211V94H212V95L214 94V95L212 96V98H211V96H206V98H209V99L206 100V99L204 98V100H202L203 103L201 104V107L203 106V107L205 108V109H204V108H203V109L206 110L207 113L204 114L205 111H204V112H203V110L201 111L202 108H200V109L198 110L199 112L197 111V113H198L199 115H198L197 113H195V115H194V117H193L192 119H195L196 121L199 120V122L201 123V125H202V122H204L205 120L208 122V119H210V120H213V121H211L212 123L209 122L207 125L210 126V125L212 124V125L214 126V122H215V124H216L215 126H217V124L220 122V119H221V121L224 119L223 122H224V121L226 122V121H227V118H228L229 116H230V117L232 116L234 109H231V108H233V107H232V105L230 104V101H232L231 99L234 98L233 95H235V97H236V95H237L238 93H239V94H238L239 96H240V94H242V93H244V95L250 93V92H251L250 90H249L250 92H248V93H246V92H242V93H241L239 90H242V91L246 90V91H248V89H249L250 86H251L250 84L254 81L253 79H256V78L260 79L259 77H261V76L263 77V75H264V72H263L264 70H261V71H260V70L255 71V72H254L255 75H256V72H257V73H258L259 71H260V72L258 73V75L253 76V75L249 74L248 72L244 71V69H243L244 67H243V68H241ZM168 68H169V67H168ZM201 68H202V70H201ZM207 68H208V69H207ZM64 69L61 68V70H64ZM212 69L215 70V68H214L213 66H212ZM212 69H209L206 73L210 72V70H212ZM121 70H124V69H121ZM198 70H199V71L201 70V71H200L201 73L198 72ZM214 70H212L211 72H214ZM128 72H129V71H128ZM130 72H131V71H130ZM130 72H129V74H130ZM241 72H244L243 74H246V73H247V74H246L247 76H246V75H242ZM261 72H262V73H261ZM203 73H202V74H203ZM260 73H261V74H260ZM202 74H201V75H202ZM204 74H205V73H204ZM259 74H260V76H259ZM205 75H206V74H205ZM234 76H233V77H234ZM249 76H251V77H249ZM257 76H259V77H257ZM252 77H253V78H252ZM262 77H261V78H262ZM126 78H127V77H126ZM126 78H124V79H125L124 81L127 82V80H128L129 77L127 78V80H126ZM158 78H159V77H158ZM250 78H252L253 81L250 80ZM156 79H157V78H156ZM193 79H194L193 81L195 82V81H196L195 78H193ZM172 80H173V79H172ZM102 81H105V80H102ZM102 81H101V83H102ZM249 81H251V83L249 84V88H248V86L245 85V84H246V82H247V84H248ZM173 82H174V81H173ZM101 83H100V84H101ZM123 83H124V82H123ZM170 83H171V85H172V81H170ZM237 83H238V84H237ZM239 83H241V84H239ZM243 83H245V84H243ZM100 84H99V85H100ZM236 84H237V86L239 85L238 87H240V88L242 87L243 89H242V88H241V89H237L238 87L235 88ZM121 85H123V84H121ZM121 85H120V87H119L120 90H118V91H120V92H119V95L124 94V93H122V92H123V91H126V90H127V91H126L125 93L129 94L128 89H125L124 85H123V86H121ZM243 85H245V86H243ZM159 86H160V85H159ZM159 86H156L157 89L155 88V91H154L155 93L152 94V96H151V98H150L153 102H149V101H150L149 98H147V97L145 98V96H144L142 93H136V92H135L137 95L140 94L139 96L135 95V97H136L137 100H138V101H137L138 104L141 103V102H142V104H143V102H144L145 104L149 102L148 104H149L150 106H152L153 108L155 107V109L158 110V112L160 113V115L162 114V112H165V108L167 109V107H165L166 105L168 106V108H169V106H170V109L174 111V115L176 114L175 116H177V117H175V116L172 115V119H173V120H172V119H171V120H172V122L174 121L173 123H174V124L176 123L175 125H177V126H178V124L180 123L179 125H180L181 127H180V126H179V127L175 126V129H176V130L174 131L175 134H174V132H173L172 134H174V136H173V135H171V136H173V138L176 139V141H177L178 143L180 142L179 145L182 147L181 149H184L183 147H185V149H184V150H181V149H179L180 147H179V148H176V150L174 151V153H175V152H177V153H175V154H173V155L171 154V156H176V154H178V152L180 153L181 151H182V152H189V151H190L189 149H191V147H192L191 145H192L193 143H194V144H199L200 146H202V145H201V141H200V143H199L198 139H203L202 142L208 140V138H209V137H208V136H209L208 134L212 131V129H213L215 126H214V127L211 126L212 128L210 127V130H209V127H208V126H206V128H205L204 126H202V127H204V128H202V131L198 130V131H194V132H193V130L190 129V125H192L191 123H192L194 120L184 118V117L181 115L183 110H181L179 113L177 112V110L179 111V110L182 109V108L185 109V105H184V104L181 105V104H180L181 102H179V100L181 101V99H182L183 102H184V97H187V98L189 97V96H187V93H188V95H190V96L195 95V93H196V92H195L196 89H194V88H190V90H189L190 92L187 91V93H184V94H183L184 96H183L181 99H178V101H170V102H172V104H171V103L169 104V102H168L167 100H164L163 97H165V94H166V96H167V93H168V96H169V95H172L174 92H176L175 88L173 89V90H175V91H173V90H172V88H173L172 86H171V87H170L169 85H168V87H162V86L159 87ZM123 87H124V89H122ZM169 87L171 88V90H170ZM244 87H245V88H244ZM258 87H259V88H258ZM255 88H257V89H254L255 91L251 92V94L249 95L248 98H250V99L254 102V104H257V105H258V103L260 104V101L263 103L262 100L264 99V86H257V87H255ZM193 89H194V90H193ZM169 90H170V91H173V93L170 92ZM191 90H193L195 93H192L193 91H191ZM235 90H238V91L236 92ZM166 92H167V93H166ZM213 92H214V93H213ZM234 92H235L236 94H233ZM120 93H121V94H120ZM161 93H163V94H161ZM164 93H165V94H164ZM215 93H216V94H215ZM141 94H142V96H141ZM153 95H154V96H153ZM155 95H157V97H155ZM158 95H160V96L162 95V97H159V98H161L163 101H162L161 99L158 98ZM185 95H186V96H185ZM208 95H209V94H208ZM215 95H216V96H215ZM238 95H237V96H238ZM220 96H221V100H220ZM223 96H230L231 99L228 98L229 100H227V97H226V99H225V97L222 98ZM139 97L144 98L145 101H144L143 99L139 98ZM214 97H217V99L214 98ZM245 97H247V95H246ZM152 98H156V99H154L155 102H154V100H153ZM258 98H259V100H258ZM147 99H148L149 101H147ZM158 99H159V101H158ZM234 99H235V98H234ZM260 99H262V100H260ZM205 100H206V103L204 102ZM218 100H220L221 102H222V100H224V102L221 103V102L218 101ZM226 100H227L228 103L230 104V106H228V107L230 108V111L233 110L232 112H230L229 110H227L228 107L225 109V106H226V105H229V104L226 102ZM247 100H248V102L250 103L251 108L248 109V111H247V109H246L245 111L243 110V111H241V112H244V114L246 113L247 115L250 114L251 112H254V110H255V113H256V112L259 113V114L262 113L261 115H258V114L256 113V115L259 117L258 120L261 118V120L259 121V122L261 123L262 120H263V117H264V114H263L264 112H262V111L264 110V106H263V105H261V106L258 105L259 107L256 106V108H258V109H259L260 107H262V108H260L259 110L256 111V109H253V106H252L253 103H252V101L249 100V99H247ZM65 101L68 102V101H69V98H66ZM209 101H211L210 103L215 102V103H214L215 105H212V106H211L210 103H207V102H209ZM216 101H218L219 103H221V105H219V103L216 102ZM250 101H251V102H250ZM256 101H257V102L259 101V102H258V103H255ZM39 102L42 103V101H39ZM137 102L135 103V105H130L131 107L133 106V108H134V107L136 108V109L134 108V109L136 110V112H137L139 109L143 108V107H142L143 105H145V104H143V105L141 106V104H139L140 106H138ZM164 102H165V103H164ZM166 102H167V103H166ZM150 103H154L155 106H154L153 104L151 105ZM160 103H162V104L164 103L165 106L162 105V104H160ZM178 103H179V105H181V106H179ZM217 103H218V104H217ZM226 103H227V104H226ZM251 103H252V104H251ZM209 104H210V105H209ZM212 104H213V103H212ZM222 104H223L224 108H223ZM136 105H137V107H136ZM146 105H147V104H146ZM207 105H209V106L211 107V109H210V107L207 106ZM216 105H217V107H215ZM130 106H128V108L125 107L123 110L126 109V110H125L126 112L129 111L130 114H131V113L135 114V113H136L135 110H134V109H131ZM157 106H158V107H157ZM163 106H164V108H163ZM171 107H174V109H172ZM175 107H176V108H175ZM181 107H182V108H181ZM208 107H209V108H208ZM212 107H215V108H212ZM219 107H220V108H219ZM221 107H222V108H221ZM254 107H255V105H254ZM137 108H138V109H137ZM160 108H162V109H161V110H162L161 112H160V110H159ZM178 108H180V109H178ZM217 108H219L220 110L217 109ZM128 109H130V110H128ZM155 109H153V110H154V111H157V110H155ZM176 109H177V110H176ZM207 109H208V111H211V112L208 113ZM216 109H217V110H216ZM222 109H223L224 111H223ZM251 109H252V111H251ZM262 109H263V110H262ZM131 110H132V111L134 110V111L132 112ZM163 110H164V111H163ZM241 110H242V109H241ZM212 111H213V112H212ZM215 111H216V112L219 111V112H217V114L220 113V111H221V113L226 111V114H228V117H227V118H226V117L223 118V116H224V115L226 116V114L224 113V115H221V113H220V114H218V115H220V116H219L220 118H219V121L217 122V120H214V119H215L214 116H216V115H214V116L211 115V113H212V114L216 113ZM249 111H250V113H248ZM126 112L123 111V116H124V115H127V114H125ZM129 112H128V113H129ZM158 112H157V113H158ZM200 112H201V113L203 112V115H205V117H204ZM227 112H228V113H227ZM234 112H235V111H234ZM241 112H240V113H241ZM255 113H251V114L253 115V114H255ZM230 114H231V115H230ZM246 114H245V115H246ZM218 115L216 116V118L218 117ZM242 115H243V114H242ZM256 115H255V116H256ZM262 115H263V116H262ZM128 116H129V115H128ZM196 116H197L198 118H201V120H203V121H200V119H198ZM207 116H208V117H207ZM209 116H212V117H209ZM255 116H254V117H255ZM50 117L53 118L54 116L52 117V114H51ZM213 117H214V118H213ZM221 117H222V118H221ZM51 118H50V119H51ZM122 118H123V117H121L120 119H119V118H118V119H115V121L117 120L116 123H118L119 125H120V124L122 125V123H121V121H120ZM125 118H126V117H124L123 119H125ZM176 118H177V119H176ZM178 118H179V119H178ZM182 118H183V119H182ZM207 118H208V119H207ZM197 119H198V120H197ZM230 119H231V118H228V121L226 122L228 125H227L226 123H224V124L227 125V126H225L222 122H220V125L218 124L219 126H221V128H223V130H224L225 127H227V128L225 129V132H224L221 128H220L221 130L218 129L219 127L217 128V129L219 130V132L223 131V132H222V135H223V137H224V140H226V142L229 141V142H230V145H229V144L226 145V142H223V143H225L224 145H226V146L222 145L221 142L224 141V140H223V137L221 136V134H220V138H217V139H219L220 142H219V141L217 142V139H214L213 141H211V145L214 146V148L212 147V149H213L214 151H215V150H218V148H220V151H221L223 148L225 149V147H226L227 152L224 151V152H225L224 154H226V155H223V154H222V155L224 156V159H227V161L230 162V164H231L232 162L234 163V161H231V160H232L231 157L234 158V160L237 161L236 157H233V156H235V154L237 153V150H236L235 152H233L234 149L232 148V147H233V142H234V140H235L234 136H235V135L237 134V132H238L237 130H239V131L242 130V131H243V128H244L243 126H244V125H245L246 127L249 126V125H250L249 127H254L258 121L255 120V118H254L250 123H248L249 121H247L248 124H247L245 121H240V122H242L243 124H244V122H245V124H244V125L242 126V128L240 129V126H239L237 123H236L237 125H236V124L233 125V126H232V125H229V121H230ZM79 120H80L79 117H75V116H74V117H70V118H68V119L66 120L65 123L51 126V125H53V124H51V123H52V119H51V123H49L50 125L47 124V125L45 126V128L47 127V129H48L47 132H46L47 129H45V132L48 133V134H52V135H54V134L57 133L56 136H59L61 132H63L61 135H63L65 132H66V133H69V132H71V131L73 130V129H70V128H72L74 125L77 126V125H78L77 123L79 122ZM183 120H184V122L181 123ZM187 120H188V124H189V125H188V126H187V125L185 126V124L187 123V122H186ZM191 120H192V121H191ZM210 120H209V121H210ZM115 121H113V122H115ZM153 121H154V120H151V124L153 123ZM165 121H166V120H163V121L161 120V121H159V122L156 121V122L154 123L155 126H154V125L152 126V128H153V130H154V133H153V134L156 133L155 135H160V137H163V133H164V137H163L161 140H160V139H157V140H151V141H149V139L145 138L144 136H143V137H140V138L138 139V143H137V141H136L135 144H134V146L132 147V150H130V151H132V152H131V157H133V156L136 157V156H137V152H138L139 150H141V151L139 152V154L141 153V155H143L144 152H145L144 155H147L146 153H148V151L151 149V148H150L151 145H152L151 143H155V142H156L155 145H157V147H159V146L161 145V146H160V149H165V147H166V143H167V139L170 138L171 131H173L171 128H169V127H170V126H168L169 123L167 124V121H166V122H165ZM176 121H179V122H176ZM122 122H123V120H122ZM161 122H162V123L164 122V123H166L167 125H166V124H165V125H164V124H161ZM189 122H191V123H189ZM116 123L111 124V125H112V126L110 125L111 128H108V129H110V130H109L110 133H112L113 131H115V129L121 127V126L119 127V125L117 126ZM158 123H159V125H158ZM200 123H198V124H200ZM238 123H239V121H238ZM79 124H81V121L79 122ZM137 124H138V126H139L140 128H139L138 126H133V127H134V130L137 131V132H141V131H142L141 129H142L143 127H144V128L147 127V125L144 124V123H143V127H141V126H142V125H141V122H139V123H137ZM221 124L224 125L225 127H223ZM253 124H254V125H253ZM114 125H115V126H114ZM134 125H136V123H135ZM145 125H146V126H145ZM240 125H241V124H240ZM257 125H260V124L257 123ZM257 125H256V126H257ZM48 126H49V127H48ZM159 126H160V128H162V129H160ZM183 126H184V127H183ZM235 126H236V127H235ZM238 126H239V127H238ZM256 126H255V127H256ZM167 127H168V128H167ZM228 127H229V128H228ZM73 128H74V127H73ZM114 128H115V129H114ZM177 128H178V130H179V128H180V131H178ZM185 128H186V133H185ZM187 128H188V129H187ZM232 128H233L234 130H233ZM235 128H238V129L236 130ZM111 129H112V132H111ZM138 129H139V130H138ZM163 129H164V130H163ZM165 129H168V130H165ZM170 129H171V130H170ZM183 129H184V130H183ZM204 129L209 130L210 132L207 134V133H206V130H204ZM246 129H247V128H246ZM66 130H68V131H66ZM140 130H141V131H140ZM143 130H145V129H143ZM182 130H183L184 132H181ZM187 130H189L188 133H190V134H191V132H192V135L188 134V133H187ZM227 130H231V133L233 134V136H232L231 133H230L229 131H227ZM156 131H158V132H156ZM160 131H161V133H159ZM190 131H191V132H190ZM234 131H235V132H234ZM242 131H241V134H243ZM167 132H168V133H167ZM198 132H201V133L203 132L202 135L204 134V136H206V138H207V137H208V138H207V139H206V138L204 139L200 133L197 135L196 133H198ZM207 132H208V131H207ZM233 132H234V133H233ZM183 133H184V134H183ZM205 133H206V134H205ZM226 133H227V135H228L227 137L225 136ZM228 133H229V134H228ZM238 133H239V132H238ZM165 134H166V136H168L169 138L166 137ZM178 134H180V135L177 136ZM185 134H186V135H185ZM193 134H194L195 136H194ZM251 134H252V135H250V133H249V135L246 136V137H248V138H249V137H252V138H253V139L251 138L250 143H249V140L246 141V139H248V138H246L245 141H244V146L247 145V143L250 144V145H249L250 148H248V149H250V150L252 149L251 146H255V144H254V145H253V144L251 145V141L255 143V140H256V138L253 137V134H254V133L251 132ZM188 135H189L190 137H188ZM200 135H201V136H200ZM229 135L233 138V140L230 138ZM237 135H238V134H237ZM239 135H240V134H239ZM176 136H177V137H176ZM184 136H185V137H184ZM191 136H192V139H194V142L191 140ZM196 136H198V137H196ZM199 136H200V137H199ZM155 137H156V136H155ZM165 137H166V138H165ZM183 137H184L185 140H187L186 142L183 140ZM187 137H188V139H187ZM255 137H257V136H255ZM143 138H145V139H143ZM164 138H165V139H164ZM189 138H190V139H189ZM225 138H226V139H225ZM177 139H179V140L181 139V140L178 141ZM196 139H197V141H196ZM227 139H228V141H227ZM229 139H230V140H229ZM17 140H19V139H17ZM146 140H147V142H143V141H146ZM189 140H191V141H189ZM221 140H222V141H221ZM25 141H26V142H25ZM25 141H23V142L21 141V142H22L21 144L26 146V145L28 144L29 141H28V140H25ZM27 141H28V142H27ZM97 141H98V142H97ZM100 141H101V140H96V141H95V145L98 147V148H96V149L98 150V152H96V154H97L99 157L104 158V155H106V153H105V151H104L103 149H101V148L99 147V146H100V144H99ZM148 141H149L150 143H149ZM152 141H153V142H152ZM159 141H160L162 144H160ZM163 141H164V142H163ZM181 141H182V142H181ZM214 141H215V142H214ZM231 141H232V142H231ZM157 142H159V143H157ZM184 142H185L186 144H187L188 142H189V143H190V142H193V143H191V145H189V146H188L189 148L187 149V148H186L187 145L184 146V145H185ZM212 142L215 143V144H212ZM245 142H247V143L245 144ZM11 143H12V142H11ZM11 143H10V144H11ZM82 143H83V141H82V142H79L78 144L75 143L76 145H74L73 147H76V146H78V145H79V146L84 145V143H83V144H82ZM97 143H98V144H97ZM117 143H118V142H113V144H116V146H115V145H112V144H111V145L114 146V147H117V146L119 145V144L117 145ZM144 143H145V144H144ZM147 143H148V145H146ZM163 143H164L165 145H163ZM181 143H183V145H181ZM219 143H220V144H219ZM13 144H14V143H13ZM137 144L140 146V148H139V146L137 147ZM203 144H204V143H203ZM217 144H218V146L220 145V147L216 148V147H217ZM242 144H243V143H241V145H242ZM135 145H136V146H135ZM142 145H143V146H142ZM179 145L177 144V146H179ZM79 146H78V147H79ZM146 146H147V147H146ZM149 146H150V147H149ZM153 146H154V144H153ZM153 146H152V147H153ZM190 146H191V147H190ZM215 146H216V147H215ZM249 146L247 145V147H249ZM136 147H137L139 150H138ZM145 147L147 148V151L144 149ZM221 147H222V148H221ZM228 147H231L233 150L230 149V148H228ZM239 147H240V149H242V148H241L242 146L239 145ZM247 147H244L243 149H245V150L247 151L246 154H247V156H249V158L247 157V158H248V159H247L246 156H245V157L242 156V157H240L241 160H240V158H238V161H237V162H235L234 164H233V163L231 164L232 166L234 165L233 170L236 171V169H234V168H238V167H240V168L237 169V171H238V172L242 171V172H240V174H238L239 176H242V177H243V178H241V177L238 178V179H239V182H241L240 179H242V181H243V179L245 180V177H246V178L248 177V175H245V174H248V170H247V171L243 170L242 164L239 163V161H242V163H243L244 165H245V163H246L247 166H245V167L248 169V168H249V165H251V161L247 162L248 160H251V159H252L253 162L255 161V162H257V163H258V161H260V159L258 160L257 157H255V158H257L258 161H256L255 158L253 159V157L251 156V155L255 154L254 151L257 150V148H258V149L261 148L262 150H261V151H260V150L256 151V154H258V153L260 152L261 155H262V153H264V151H263L264 148H262V146H261V147H259V146L256 147V146H255L256 148L253 147V148H254V149H253V152L250 151V153H249V155H248V152H249V151L246 149ZM141 148H142V149H141ZM134 149H135V150H134ZM133 150H134V151H133ZM136 150H137V151H136ZM179 150H181V151H179ZM99 151H100L101 153H100ZM130 151H129V153H130ZM211 151H212V150H211ZM214 151L211 152V153H213V154H211V155H212V156L214 155L213 157H212L209 153H206V155H204L205 153H204V152L202 153L201 151H200L201 153H199L198 155H197V154H195V155L193 154V155L195 156V157L193 156V158H194L195 160H197V158H196L197 156H201V155H202V156H205L204 158H206V157H207V158L212 157V158H210V161L212 162V159H213V162L216 163V164L211 163L209 167H208V164H206V163L204 164V163H203L205 160L202 161V160H203L202 157H198V160H200V158H201L202 160H200V163H199V162L196 163V165H198V167L203 166L202 169H206L207 175H208V176L210 175L209 177H211V179H213L212 177H214V176L217 177V176L219 175L218 173H220L221 171L224 170V169H222V168H223V164H224V162L226 161V160L221 161V163H223V164H221V167H222L221 169H222V170L220 171L219 167H216V165H217V166H218V165L220 166V164H219V162H218V164H217V162L215 161L214 157H216L218 154H221L222 152H220V151H216V152L214 153ZM243 151H244V150H243ZM102 152H104V153H102ZM134 152H136V153H134ZM217 152H218V154H217ZM251 152H252V154H251ZM44 153H45V154H44ZM44 153H43V157H44V158L46 157V159H48V158L50 157V156H49V152L47 151V152H44ZM132 153H133V156H132ZM167 153H168V152H167ZM227 153H228V154L233 153V154H232V155L230 154L231 157H230V155H228V157H229V158H228V157H227ZM180 154H181V153H180ZM183 154H184V153H183ZM216 154H217V155H216ZM256 154H255V155H256ZM46 155H47L48 157H47ZM144 155H143V156H144ZM168 155H170V153H168ZM184 155H185V154H184ZM196 155H197V156H196ZM207 155H208V156H207ZM190 156H191V155H190ZM250 156H251V157H250ZM258 156H260V154H259ZM134 157H133V158H134ZM144 157H145V156H144ZM185 157H188V155H187V156L185 155ZM217 157H218V156H217ZM217 157H216V160L218 161L219 158H217ZM225 157H226V158H225ZM190 158H191V157H189L188 159H186V158H185V159H186V161L189 162V161H190ZM245 158L247 159V161H246ZM151 159H152V160H150V158H149V160L147 159V162H143V164H142V162L139 163V164H136V165L138 166V167L135 166V169L137 168V169H136V172H137V173H140V172H142V171H140V170H142V168H144V170H143L142 173L152 174V176L155 177V176H154L155 174H153V173L156 172V175H158V176L161 175V177H162V175L165 174V173H166L167 175H171L173 172H175V174H179V173H181V171H182L181 169H180L181 171H179V170H177V169L175 168L176 166H177V167H180V166L174 164V162H169L170 164H168V165H169V166L171 165V168H170L169 166H167V164H165L164 168L161 169V170H163V171L161 172L160 169L158 170V169L155 167V165H156L155 162L157 163V167H158V162H157L156 158H154V159L151 158ZM194 159L191 158L192 161H193ZM230 159H231V160H230ZM243 159H245V160H243ZM153 160H154L155 162H154ZM195 160H194V161H195ZM192 161H191V162H192ZM206 161L209 162V159L206 160ZM191 162H189V163L191 164ZM86 163H87V162H85V164H86ZM153 163L155 164L154 166L152 165ZM198 163H199V164H198ZM225 163H226V164H224V167H225L226 171H228V173H231V171H229V169H231L232 167L230 168L229 166H226V165H227V162H225ZM248 163H249V165H248ZM257 163H256V164H257ZM85 164H84L85 168H88V165H90V162L87 163L88 165H87V164L85 165ZM146 164H147V165H146ZM190 164H189L188 166H190ZM202 164H203V165H202ZM213 164H214V166L211 168L212 170L209 169ZM228 164H229V163H228ZM141 165H143V166H141ZM150 165H152V166H150ZM51 166L53 167V166H55V165L51 164ZM102 166H103V167H105V166L108 167V166H110V164H109V163H108V164L104 163L103 165H101V167H102ZM139 166H141V167H140L141 169H140L139 172H138ZM166 166H167V167H166ZM173 166H174V167H173ZM188 166H187V167H188ZM204 166H205V167H204ZM235 166H236V167H235ZM106 167H105V168H106ZM148 167H149V168H148ZM150 167H152V168H150ZM181 167L183 168V171H182V172H184V170L187 168V167L184 168L183 166H181ZM198 167H197L196 169H199V171L202 170L201 168H198ZM263 167H264V166H263ZM53 168H54V167H53ZM145 168H146V170L149 169L150 171L148 170V171H147L148 173H147V172L145 171ZM155 168H156V169H155ZM167 168H168V169H167ZM213 168H217V169H213ZM227 168H229V169H227ZM241 168H242V170H240ZM165 169H166V171H165ZM196 169H195V166H194V170H195V172H194V173H195V174H194L195 176L193 177L194 179H195V177H197L198 175H199L198 177L203 176V177L200 178V181H201V179L203 180V179L207 178V176H205V173H206V172L203 174V173H201L202 171H200L199 174H198V173H197L198 170L196 171ZM218 169H219L220 172L218 171ZM244 169H245V168H244ZM120 170H121V169H120ZM152 170H153V171H152ZM156 170H157V171H156ZM169 170L172 171V173H170ZM173 170H174V171H173ZM210 170H211V172H210ZM239 170H240V171H239ZM117 171H119V169H117ZM158 171H160V172L158 173ZM204 171H205V170H203V172H204ZM215 171H217V175H215V174H216ZM122 172H123L122 170H121V172H119V176L122 175V174H121ZM167 172H168V173H167ZM176 172H177V173H176ZM208 172H209V173H208ZM214 172H215V174H214ZM224 172H225V170L223 171V174H224V175L222 174V172H221L220 175L223 176L224 178L226 177V178L228 179V177H229L230 174L226 173V175H225ZM246 172H247V173H246ZM196 173H197V174H196ZM200 173H201L202 175H201ZM244 173H245V174H244ZM75 174H77V173H74V176H75ZM166 174L163 175V176H167ZM242 174H243L245 177H244ZM179 175H180V174H179ZM196 175H197V176H196ZM211 175H213V176H211ZM227 175H228V176H227ZM74 176H73V174H72V176L70 177L71 180H75V178H77V177H74ZM76 176H77V175H76ZM78 176H79V175H78ZM198 177H197V180H198ZM143 178H147V179L145 180L147 183L145 182V184L148 185V177H143ZM143 178H141V179L139 180L140 183H137L138 185L140 184L141 187H140V185H139V187H138V185H137V187L140 188V189H141V188H144V190H146V189L148 188V186H147V187H146V185H145V186H142V185H144V180H143ZM224 178L221 177V179H222L223 181H221V185L219 184V185H220V186H219L220 188H222V186L224 185V184L222 185V182H223V183H226L225 185L227 186V182H225L226 178H225V179H224ZM248 178H249V177H248ZM248 178H247V179H248ZM252 178H253V177H252ZM155 179H156V178H155ZM194 179H193V180L191 179V180L193 181V183H192V181H190L191 184H194V183L196 182V180H194ZM142 180H143V181H142ZM214 180H215V182H213ZM214 180H213V181L211 180V182H210V181H209V178H208L207 180L205 179L206 183H209V182H210L211 184L213 183V185H211L210 183L205 185V184H204V181H202L203 183H201V182L198 180V181L200 182V185H201V184H202V185H205V187L203 186L205 190H204V189H201V190H203V191H202L203 193H204V191H205V195H207V197H206L204 194H202V197H201L200 202H199V204H200V206H201V207L199 206V208H200L201 210L198 208L199 211H198V210H197V211L200 212V213H199V214H198V212L196 213V216L199 215V216L204 217V218H202V217L199 218V219H202V221H203V219L209 221V219H210V218H209V217H210L209 215H211V214H209V212H208V210H209V208H210V207H209V206H210V202H209V199H207V198H209V197H211V196L217 198L215 195H218V196H219V193L221 194V193H223L225 190L227 191V189H226L227 187H226V188L223 187L222 192H221V190H220V192L218 191V192H219V193H218L216 188H218V190H219L220 188L217 187L218 184L215 186L214 183H216V181H219V180H220V179H219V176H218V178H214ZM194 181H195V182H194ZM198 181H197V182H198ZM227 181H228V180H227ZM245 181H246V183L243 181L241 184H242V185H243V184H244V185H248V184L251 183V180H245ZM248 181H249V183H247ZM252 181H253V180H252ZM73 182H74V181H73ZM73 182H72V188H73V186H74L73 189H75V188L77 187V185H74ZM156 182H157V181H156ZM156 182H153L154 185H156ZM185 182H186V184H189V185H190V183H188L187 181H185ZM74 183H75V182H74ZM218 183H220V182H218ZM157 184H158V182H157ZM78 185H79V187H77L75 190H77V189H79L80 187H82L81 184L78 183ZM158 185H159V184H158ZM156 186H157V185H156ZM190 186H192V185H190ZM212 186L214 187V190L216 189V190H215V191H216V194H215V193H212L213 195H210L211 192L214 191V190L212 189V188H213ZM87 187H88V186H87ZM87 187H86V188H87ZM145 187H146V188H145ZM178 187H180V186H178ZM215 187H216V188H215ZM175 188H176V187H175ZM201 188H202V186H201ZM90 189H91V188H89V189L87 188V190H90ZM180 190H181V187H180L179 190L173 188L172 191H169V193H167V197H168L167 200H168L169 198H171V200L168 201L169 204H171V206L169 205L170 207H168V209H169L170 211L167 212V211H168V209H167L165 212H164V211L161 212L162 214H161V213L159 214V215H160L159 219L163 220L164 222H163V221H162V222H159V224H157V222H156L157 225H154V226H156L155 228H150V227H152V226H149V225H148V226H149V229H148V227H146L145 229L143 228V225H142L143 222H142V224H141V222H138V221L136 222L137 224L134 223V226H135V227H136V225L141 227V229H140L139 227L137 228V231H138L139 229H140V231H139V233L137 232V233H138V234H137L138 236H136V237H137V240H138V241H137V242H138V246H139V245L141 246V247L139 246L140 249H143V248L147 247L149 241L146 243L145 238H146V236H147V238H148V235H149V238H150V237H151L150 234H152L154 231H156V228H158V227H160V226H162V225H163V228H164L165 226L168 227V225L170 226V224H172V223H175V224H172L170 227H172L173 225H174L175 227H176V225L178 226L179 221L176 223V221L174 220V218H177V219L179 218V219H180L182 213H180V217H179V216L177 215V214L179 213V210H176V208L174 209V207H176V206L173 207V206H172V205H173L172 203H175V204L178 203L179 205L177 204V205H178V208H177V209H180V208H179V206H180L181 209L183 210V208L186 206V204H185V203H186L185 200H186V201L189 200V199H186V196L183 197L182 193H179V192H181ZM206 192H207V193H206ZM208 192H210V193H208ZM238 193H239V192H237V193H236V192H231V193H229V197H232L233 199H235V198L237 197L236 195H237ZM251 193H253V194H251V195H255V194L258 193V190H257L256 192H255V191H254V192L252 191ZM208 194H209L210 196H208ZM65 195H66V194H64V196H65ZM134 195H135V194H134ZM203 195H204V196H203ZM67 196H68V199L64 198L63 196H62V198H60V199H64V200H66V202H67V201L69 200V198H70V199L72 198V193L67 194L65 197H67ZM117 196L119 197V195H117ZM117 196H116V197H117ZM132 196H133V195H132ZM136 196H137V195H136ZM136 196H134V197H130V198H131V199H130L131 201L135 200V202H131L132 204L134 203L135 205L130 206V204H129L130 207H128V213L126 212L127 214H129V215L126 214V215H127V218H129V217L131 216L130 213H132V211H135V208H136V209L139 208V210L137 209L135 212L140 211V209L142 210L143 202H147V201H148L150 205L152 204V203H150L151 198H148V197H146L145 195H144L145 200H144V197H143V198H140V199H143V200H141L140 202H139V201L136 202L137 199H133V198H135ZM178 196H179V197H178ZM180 196H181V197H180ZM233 196H234V197H233ZM118 197H117V198H118ZM187 197H188V196H187ZM146 198H147V199H146ZM180 198L182 199V202H183V203H181V201L179 200ZM183 198L185 199L184 201H183ZM189 198H190V197H189ZM60 199H59V201L57 200V201L60 202V203H58V202L56 201V202H57L56 204H58L57 207H59L60 205L62 206V205L64 204V202H65L64 200H61V201H60ZM140 199H139V200H140ZM149 199H150V201H149ZM170 201H172V202H170ZM189 201H192V199L189 200ZM141 202H142L141 206H140V205L138 206V203L140 204ZM148 202H147V203H148ZM151 202H153V201H151ZM0 203H1V202H0ZM136 203H137V204H136ZM147 203H145L143 206H145ZM187 203H188V201H187ZM189 203H190V202H189ZM59 204H60V205H59ZM175 204H174V205H175ZM182 204L184 205V207L182 206ZM237 204H239V207H237V209H238V213H241V214H244L245 212L247 213V209H246V208H245V209H244V208H241V206H240L241 203L238 202ZM247 204H248V203H247ZM247 204H244V203H243V205H244V206L246 205L247 208H248V207H249L248 205H250V204H248V205H247ZM1 205H3V204H0V206H1ZM64 205H65V204H64ZM150 205L146 206V208L149 207ZM61 206H60V207H61ZM236 206H238V205H236ZM236 206H235V208H236ZM246 206H245V207H246ZM57 207H56V208H57ZM62 207H63V206H62ZM62 207H61V208H62ZM131 207H134V210H132L133 208H131ZM171 207H173V209H170ZM182 207H183V208H182ZM207 207H208V208H207ZM242 207H243V206H242ZM250 207H251V205H250ZM185 208H186V207H185ZM233 208H234V207H233ZM233 208H232V209H233ZM235 208H234V209H235ZM262 208H263V209H262ZM262 208H259L260 211H259L258 209H257L256 211H259V213L257 214V216L260 217V218H262V219L264 220V218H263V217H264V207H262ZM57 209H60V208H57ZM129 209H131V211H130ZM232 209H231V211L229 212V215H230V216H232V215L234 216L235 212L237 213V211H236L237 209H235V211L232 210ZM249 209H250V208H249ZM249 209H248V210H249ZM111 210H112V211H111ZM111 210H109V212H108V211H105V212H102V213H97V215H94V219H99V222H101V223H103V224H104L103 220H105V222H108L110 219H113L114 221L118 220V219L115 220V218H117L118 215H120L119 210H117V209H116V210L111 209ZM185 210H186V209H185ZM185 210H183V212H186ZM243 210H244V211H243ZM251 210H253L252 207H251ZM55 211H57V210L55 209ZM58 211H59V210H58ZM58 211H57V213H56V212H54V210H53V212H52V210H51L52 214H57L58 216H56V215H52L51 213H49V215H51V217L47 218V221L49 220L47 223H49V222L52 223V224H50V225H52V226H51L52 228L50 227V225H48V227H47V225H46V228H49V231H54L56 227L53 226V225L59 226V225H57V223H60V224H61V223H62V220H63V222H64V221H67V219H69V221H72L71 219L74 218V217L69 218V217L67 216L66 218H62V219H61V217L59 218ZM126 211H127V210H126ZM239 211H240V212H239ZM249 211H250V210H249ZM249 211H248L247 214L245 213L244 215L247 216L248 214H252V213H250ZM256 211H253V214H254V213L256 214V213H257ZM135 212H133V213H135ZM180 212H182V211H180ZM207 212H208L209 215L207 214ZM124 213H125V212H124ZM124 213H122V215H120L118 218H120V217L122 216V217H124V220L126 219L127 221H128V220L130 221V218H131L132 216H131L129 219H127V218H125V216H123ZM133 213H132V215H133ZM238 213H237V214H238ZM197 214H198V215H197ZM175 215H177V216L175 217ZM235 215H236V214H235ZM161 216L164 217V218H162ZM193 216H194V215H193ZM196 216H194L195 219L199 217V216H198V217H196ZM212 216H213V215H212ZM230 216H229V217H230ZM236 216H237V215H236ZM249 216H250V215H249ZM249 216H248V219H250V220H251V217H252V216H254V218L256 217V215H252L251 217H249ZM70 217H71V216H70ZM207 217H208V219H207ZM213 217H216V215L213 216ZM25 218H27V217L25 216ZM25 218H24V219H25ZM91 218H93V216H92ZM252 218H253V217H252ZM254 218H253V219H254ZM260 218L257 219V217H256L255 219H257V222H258L259 220H262V219H260ZM28 219H29V221H30V219H32V217L28 216ZM94 219H92V220H94ZM102 219H103V220H102ZM131 219H132V218H131ZM159 219H158V220H159ZM214 219H216V218H214ZM214 219L212 218V219H210V220H211V221H212V220L214 221ZM73 220H74V219H73ZM100 220H101V221H100ZM106 220H107V221H106ZM113 220H111V221H113ZM126 220H125V221H126ZM161 220H160V221H161ZM173 220H174V222H171V221H173ZM196 220L199 222L198 219H196ZM25 221H26V222H29L28 220H25ZM95 221H97V223H99L98 220H95ZM140 221H143V220H140ZM169 221H170V222H169ZM198 222H197V223H198ZM248 222H249V221H248ZM248 222H247V223H248ZM160 223H161V224H160ZM207 223H208L209 225L211 224L210 227H208V224H207L208 229H209V228L212 229V228H213V223H212V222H207ZM247 223L245 222V224H246V225L244 224L245 227H246L248 224H249L248 226H250V223H251V222H249L248 224H247ZM258 223H259V222H258ZM258 223H257V224H258ZM260 223H261V222H260ZM260 223H259V225H258V226H260L259 228H261V226H262L261 224H263V223H261V224H260ZM105 224H106V223H105ZM192 224H194V225L191 226V228H190V225H189L188 227H189L190 229L194 230L195 232L199 231V230H198V229H199L198 227H200V226H199V223L197 224V229H196V223L193 222ZM251 224H252V223H251ZM141 225H142V226H141ZM145 225H146V224H145ZM159 225H160V226H159ZM244 225H243V228H244ZM248 226H247V227H248ZM54 227H55V228H54ZM175 227H174V228H175ZM211 227H212V228H211ZM163 228H162V229H163ZM165 228H166V227H165ZM174 228H173V230H174ZM215 228H216V227H215ZM50 229H53V230H50ZM143 229H144V230H143ZM159 229L161 230V227H160ZM166 229L168 230V229H170V228H166ZM210 229H209V230H210ZM220 229H222V228L218 227V229H217L218 233H217V231H215V233L219 234V236L221 235V234H220V231H219ZM245 229H247V228H244V230H245ZM141 230H142V231H141ZM163 230H165V229H163ZM170 230H171V229H170ZM186 230H187V228H186ZM192 230H191V231H192ZM196 230H197V231H196ZM222 230H223V229H222ZM222 230H221V231H222ZM133 231H134V230H133ZM188 231L190 232L189 229H188ZM194 231H193V232H194ZM210 231H211V230H210ZM245 231H246V230H245ZM2 232H3V231H2ZM2 232L0 231V234H1ZM135 232H136V230H135ZM187 233H188V232H187ZM187 233H186V234H187ZM135 234H136V233H135ZM154 234H155V233H153V235H154ZM184 234H185V233H184ZM186 234H185V236H184L183 234H182V235H183L185 238H187L188 236H187ZM193 234H194V233H193ZM182 235H181V238H180V234H179V236H178L179 238L176 237V236H174L175 238H178V240L176 239L178 245L184 243V240H183V242H182V240H181L182 238L184 239V237H183ZM188 235H190V233H188ZM191 235H192V232H191ZM259 235H260V234H259ZM259 235H257V236H258V239H259V238L262 239L263 236L260 235L261 237H259ZM215 236L217 237L218 235H215ZM257 236H256V238H257ZM1 237H2V234H1ZM42 237H43V236H42ZM102 237L105 238V239L102 238V239H103V242H104V241L107 242V241H108L107 238H109V241H112V240H113V243H114V244L112 245V248H113V246L115 247V245H116V246H120V247H122V246L124 247L125 245H127V243H126L125 241H121L120 239H117L116 236H115V233L112 232V231H108V230H106V231L104 232V234L102 235ZM174 237H173V239H174ZM216 237H215L214 239H216ZM254 237H255V235H254ZM43 238H44V237H43ZM110 238H111V239H110ZM179 239H180V240H179ZM147 240H148V239H147ZM176 240H175V243H176ZM211 241L214 242L213 237H212V240H211ZM211 241H209L210 243H208V245H207V246H209V249H211V248H210ZM215 241H216V240H215ZM185 242H186V241H185ZM75 243H76V244H75ZM75 243H74V245H73L72 251H73V249H75V251H76L77 248L80 249V248L82 247V246L80 247V244H81L80 241H77V242H75ZM125 243H126V244H125ZM179 243H180V244H179ZM191 243H192V245H193V244L196 243V242L193 241V242H191ZM191 243H190L189 245H190V249H191V252H192V251H195V250L192 249V248H195L196 246H195V247L192 246ZM216 243H217V241H216ZM216 243H214V245H215ZM149 244H150V243H149ZM196 244H197V243H196ZM209 244H210V245H209ZM260 244H261V240H260L259 245H260ZM81 245H82V244H81ZM212 245H213V243H212ZM39 246H40V245H39ZM142 246H144V247L142 248ZM148 246H149V245H148ZM216 246H217V244H216ZM216 246H215V247H216ZM42 247H43V246L41 245L40 248L43 249L44 247H43V248H42ZM120 247H115V250L118 249V248H120ZM123 247H122V248H123ZM125 247H126V246H125ZM125 247H124V248H125ZM191 247H192V248H191ZM211 247H212V249H211V252H212L213 249H215V248H213V246H211ZM226 247H227V246H226ZM112 248H111V250H114V248H113V249H112ZM228 248H229V249H228ZM226 249H228V250H229L228 252H230V247H227ZM231 249H232V248H231ZM233 249H234V248H233ZM247 249H248V248H247ZM77 250H78V249H77ZM214 251H215V250H214ZM214 251H213V252H214ZM220 251H221V250H220ZM231 251H235V250H231ZM191 252H190V250H189L188 255H189V257H190V256H191V257L193 256V257H192V258H189V257H188V258H189L191 261H192V259H193V260H194V261H192L193 263H194V262H195V263L200 262V263H197V264H202V263H203V260H202L203 258L201 259V256H199V257H198V256L195 257V256H196L195 253H194V252L191 253ZM74 253H75V252H74ZM223 253H224V254H227V256L229 255L226 251L223 252ZM231 253H232V252H230V256H231ZM190 254H191V255H190ZM193 254H194L195 256H194ZM210 254H211V253H210ZM210 254H209V255H210ZM224 254H223V255H224ZM233 254H234V253H232V255H233ZM171 255H172V253H171ZM173 255H174V254H173ZM206 255H208V254H206ZM209 255L207 256V257L209 258L208 261H209V263L211 262V264H212V262H213V257L210 258L211 256H209ZM146 257H147V256H144V258H143V257H141V258H143L142 260H144V259L147 260L149 257H147V258H146ZM202 257H203V256H202ZM220 257H223V256H222V252H221V256H220ZM224 257H226V256H224ZM224 257L221 259V263H223V264H230L231 262H227V259H228V258H227V257L224 258ZM231 257H232V256H231ZM231 257H229V258H231ZM171 258H174V259H176V258H177V259H180V257H178L177 255H175V256H171ZM205 258H206V257H205ZM200 259H201V260H200ZM210 259H212V260L210 261ZM223 259H225L226 262L223 261ZM146 260H144V262H141V260H140V261H138V263L136 262V263H134V264H143V263H147ZM150 260H151V259H150ZM206 260H207V259H206ZM206 260H205V261H206ZM228 260L230 261V259H228ZM35 261H37V259H36ZM56 261H57V260H56ZM56 261H55V259H53L52 257H50V258H48V259L45 261V264H55ZM88 261L91 262L92 259H91V261L88 259ZM148 261H149V260H148ZM151 261L153 262V260H151ZM172 261L175 262V260H173V259H171V262H169V261H168V262L171 264ZM179 261H180V260H179ZM201 261H202V263H201ZM19 262H21V264H26V263H27V261H25V263H24V260H22V261L19 260ZM139 262H140V263H139ZM165 262H167V261H165ZM168 262L165 263V264H169ZM224 262H225V263H224ZM75 263H77V262H75ZM79 263H80V262H78V264H79ZM148 263H151V262L149 261ZM155 263H156V264H159L160 262L158 263V261H155ZM176 263H177V261H176L175 263H172V264H176ZM206 263H207V262H206ZM206 263H205V264H206ZM209 263H207V264H209ZM160 264H163V262H161Z\"/></svg>",
    "mask_w": 264,
    "mask_h": 264
}]
</instances>
